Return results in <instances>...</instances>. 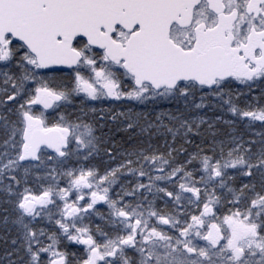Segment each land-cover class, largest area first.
Here are the masks:
<instances>
[{
    "label": "snow or ice",
    "instance_id": "obj_1",
    "mask_svg": "<svg viewBox=\"0 0 264 264\" xmlns=\"http://www.w3.org/2000/svg\"><path fill=\"white\" fill-rule=\"evenodd\" d=\"M255 85L264 0H0V264H264Z\"/></svg>",
    "mask_w": 264,
    "mask_h": 264
},
{
    "label": "trees",
    "instance_id": "obj_2",
    "mask_svg": "<svg viewBox=\"0 0 264 264\" xmlns=\"http://www.w3.org/2000/svg\"><path fill=\"white\" fill-rule=\"evenodd\" d=\"M232 87H233L234 89H235V88H241V90H246V89H243L242 86H240V85H238V84H233ZM254 87H256V88L259 89V88H264V85H255ZM97 106L99 107L100 105H97ZM104 106H107V105H104ZM127 106H131V105H127ZM164 107H168V105L165 104ZM0 215H2V213H0ZM96 222L99 223V222H100L99 219H97ZM2 232H3V229L0 228V233H2ZM3 249H4L3 242L0 241V254H2Z\"/></svg>",
    "mask_w": 264,
    "mask_h": 264
},
{
    "label": "rangeland",
    "instance_id": "obj_3",
    "mask_svg": "<svg viewBox=\"0 0 264 264\" xmlns=\"http://www.w3.org/2000/svg\"><path fill=\"white\" fill-rule=\"evenodd\" d=\"M102 210H104V209H102Z\"/></svg>",
    "mask_w": 264,
    "mask_h": 264
}]
</instances>
